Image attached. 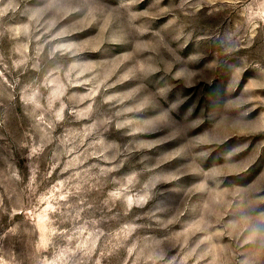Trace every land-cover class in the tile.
Wrapping results in <instances>:
<instances>
[{
    "label": "rangeland",
    "instance_id": "1",
    "mask_svg": "<svg viewBox=\"0 0 264 264\" xmlns=\"http://www.w3.org/2000/svg\"><path fill=\"white\" fill-rule=\"evenodd\" d=\"M0 264H264V0H0Z\"/></svg>",
    "mask_w": 264,
    "mask_h": 264
}]
</instances>
